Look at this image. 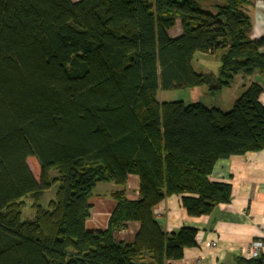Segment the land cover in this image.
<instances>
[{
    "label": "trees",
    "instance_id": "16d2710c",
    "mask_svg": "<svg viewBox=\"0 0 264 264\" xmlns=\"http://www.w3.org/2000/svg\"><path fill=\"white\" fill-rule=\"evenodd\" d=\"M252 1L0 0V264H135L143 252L168 264L196 245V229L165 232L152 209L180 195L189 216L210 215L231 195L209 180L216 161L264 149V36L250 38L243 10ZM198 52L218 53L215 75L195 71ZM236 75L245 82L229 110L157 100ZM129 174L138 198L114 191L106 228L87 230L96 183L124 187ZM128 221L139 223L134 240L116 242ZM233 262L264 264V254Z\"/></svg>",
    "mask_w": 264,
    "mask_h": 264
},
{
    "label": "crops",
    "instance_id": "0c3cea01",
    "mask_svg": "<svg viewBox=\"0 0 264 264\" xmlns=\"http://www.w3.org/2000/svg\"><path fill=\"white\" fill-rule=\"evenodd\" d=\"M243 10L251 20L250 38L258 39L264 36V0H253ZM178 25L176 22V25L167 31L171 37L181 33ZM196 61L198 72L216 74L217 62L213 65V62L204 58H196ZM255 80L262 83L258 76ZM244 82L241 75H236L229 86L220 90H209L208 86L196 89H199V93L212 97L225 95L227 106H231L243 91L241 84ZM258 100L264 106V86ZM209 180L231 185L229 202L217 205L210 215L189 216L181 205L180 195L167 196L152 209L154 219L165 232L181 227L197 230L196 245L185 248L182 258L169 260L168 264H234L233 258L237 256L253 258L248 255L251 242L264 238V149L219 159L214 164ZM138 186L139 180L134 174L127 176L124 187L109 182H97L92 196L88 199L91 214L85 221L86 229L104 230L116 205L111 194L123 189L127 199L136 200L139 196ZM138 229L137 221H128L113 233V238L116 242H131ZM211 240L215 242V246L206 245V242ZM262 240L263 247L258 250V256L264 254V239ZM134 263L151 264L149 254L143 252Z\"/></svg>",
    "mask_w": 264,
    "mask_h": 264
},
{
    "label": "rangeland",
    "instance_id": "374dc122",
    "mask_svg": "<svg viewBox=\"0 0 264 264\" xmlns=\"http://www.w3.org/2000/svg\"><path fill=\"white\" fill-rule=\"evenodd\" d=\"M199 4L200 7L202 9H206V10H210L206 4H208V0H199ZM179 24V20H177V25ZM179 27V25H178ZM172 32H174V29L172 30ZM203 53L198 52L195 54L194 59L192 61L193 64V68L195 69V71H198V63L196 61V58H204V59H208L211 62H213L212 64L215 65V63L217 62L219 65V61H218V53L214 54V55H202ZM199 89L196 88H185V89H176V90H159L157 93V100L159 102H165V101H183V103L188 104V103H192V102H201L203 103L205 106L207 107H221L223 110H229L231 108V106H227L226 102V97L225 95H219V96H209L208 94H201L198 92ZM226 103H225V102ZM26 162L31 170V172L33 173V175L35 176L36 179L39 178V174H40V168H39V164L37 162V159L34 156H29L26 159ZM54 170H51V174H54ZM54 190L55 187L52 186L49 190L45 191L43 196L41 197L39 204L43 207H46L47 202L49 199L53 198L54 195ZM32 202L33 200L29 197H26L24 199V203L25 206L22 209V217L24 219H32V217L34 216V209L32 208Z\"/></svg>",
    "mask_w": 264,
    "mask_h": 264
},
{
    "label": "built area",
    "instance_id": "2783aa9c",
    "mask_svg": "<svg viewBox=\"0 0 264 264\" xmlns=\"http://www.w3.org/2000/svg\"><path fill=\"white\" fill-rule=\"evenodd\" d=\"M262 239H264V238H262ZM262 239L261 240L256 239V240L251 242V244L249 246V250H248V255L250 257L258 256V253H259L258 250H260L263 247V240ZM206 245L212 247V246H215V242L211 240V241L206 242Z\"/></svg>",
    "mask_w": 264,
    "mask_h": 264
}]
</instances>
